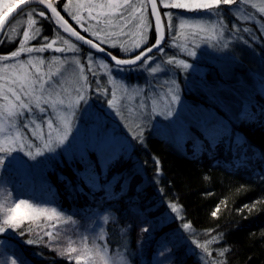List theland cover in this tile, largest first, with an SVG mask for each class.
<instances>
[{"label": "trees", "instance_id": "1", "mask_svg": "<svg viewBox=\"0 0 264 264\" xmlns=\"http://www.w3.org/2000/svg\"><path fill=\"white\" fill-rule=\"evenodd\" d=\"M56 5L76 30L92 39L62 10L61 1ZM28 7L44 10L33 4L23 10ZM221 7L231 21L228 9ZM258 17L264 23V16L258 14ZM149 19L152 30L147 45L156 38L150 14ZM44 21L48 30L58 28L54 20ZM166 39L165 36L164 45ZM40 44L29 43L28 46ZM4 45H0V55L17 49L19 42L5 48ZM165 49L168 57H176L174 49ZM107 50L119 58L126 57L117 49ZM251 57L252 54L246 59L254 65ZM244 60L243 56L238 60L242 67H245ZM200 65L204 72L197 73L196 78L203 84L211 88L220 83L230 94H238L233 90V80L225 78L216 66L204 62ZM133 69L113 73L120 80L141 81L143 73ZM238 72L236 69L235 74ZM253 90L246 105L237 102L240 96L236 95L237 99L227 102L230 108L226 111L201 98L200 90L198 94L183 91L192 105L205 106L211 111L213 127L220 119L224 122L214 127L215 137L211 141L205 139L192 122L175 141L169 140L163 129H148L138 134L140 140L129 135L130 144L108 145L114 158L107 167L106 179L101 180L108 184V193L93 191L77 178L74 170L84 175L87 172L78 159L68 162V156L77 153L74 151L66 155L58 148L39 163L38 175L4 167L0 171V187L3 188L0 202L3 199L8 205L9 200H26L33 206L56 208L61 217L45 221L51 225L57 222L53 241L44 235L46 228L42 220L46 219L43 216L35 221L24 219V236L15 229L0 233V260L18 257V264L20 260L25 264H77L75 255L83 249L85 241L90 246L93 242L106 246L112 264H264V90ZM89 156L96 160L95 154ZM96 171L100 172L99 164ZM77 185L83 191H78ZM174 203L178 205V212L172 211ZM6 210L0 206V223ZM213 211L216 216H212ZM184 223H189L190 227L184 229ZM148 225L151 230L143 232ZM213 237L217 240L206 244ZM38 238H41L38 243H27L28 239ZM194 240L202 247H197ZM70 247L77 252L68 251ZM203 247L208 248L210 255ZM224 249L228 251L221 256L219 253Z\"/></svg>", "mask_w": 264, "mask_h": 264}, {"label": "rangeland", "instance_id": "2", "mask_svg": "<svg viewBox=\"0 0 264 264\" xmlns=\"http://www.w3.org/2000/svg\"><path fill=\"white\" fill-rule=\"evenodd\" d=\"M59 1H61L62 10L71 18L69 13L65 11L63 7L64 4H69V0H54V3ZM134 2H137V7L140 6L138 0H134ZM79 3L80 0H71L70 9L72 12L77 11ZM222 5L228 9L227 12L230 14L229 18H231V21H228L225 13L221 10ZM253 5H255V7H253ZM261 7H264V0H248L247 3L238 2L234 5L221 4L216 8V15L210 16L205 14L197 15L183 9H168L160 5L159 10L160 12L162 10V14L165 11H171L175 14L174 24L176 26V31H173L171 34H168L166 31L165 36L168 40L166 39L167 44L164 45V47L174 49L178 55H176L177 58H175L177 60H185L189 64V67L183 69L182 67H177L175 65H167L165 61L168 59V56L154 51L155 53L153 52L152 55L157 57V59L155 62L151 63V67H156L157 64H159L165 72H158L149 75L147 71L134 68L133 70L140 72V74L143 73L141 81L136 82L120 80L114 73H112L113 79L111 83H109V75L99 63H96L94 66V71L99 73V75L93 76L92 73L87 72V56L89 51H84L78 45L77 46L80 48L79 52L69 51L67 53H55L53 50H47L50 53L46 55L39 52H33L31 54L21 53L19 57L21 60H27L29 55H31L32 57H38L45 61L43 65H40L45 74V79H48L47 74L49 72L53 74L52 81L56 86L55 91L60 94V98L65 100V104L59 106L61 111L68 110V103L76 98L77 89L83 84V81L80 79L79 66L76 65L73 57L79 58L81 63L85 65V75L89 78V86L84 90L86 102L81 101L75 108L76 114L73 121L74 127L68 134L71 146H69L68 141L65 142V145H60L59 147H56V145L53 144V146L56 147V151L59 148L63 150V153L66 155H69L68 153L73 151L78 152L88 141L89 137H91L98 129H103L106 133L105 140L107 146L114 143L130 144V136H135L137 137V140H140L141 136L138 134H140L141 129L143 132L148 129H154L153 131L163 129L168 134L167 138L171 141H175L177 135H182L192 122L197 126L198 123L200 124L204 121H210L212 118L211 111L208 108L200 105H192L190 101L183 96V91L198 94L200 90L201 92L198 95H200L201 98L208 101L209 104H213L212 106L219 107V109L225 111L230 108L227 102L237 99L236 95L240 96V99H238L237 102L246 105L247 98H249V95L251 94L250 90H264V32L261 31L260 25L254 20H244L243 17L254 16L256 20L260 21L261 24H264L260 17H258V14L264 16V13L259 12V8ZM31 8L34 7H28V9L25 8L23 12L20 13L7 27V34L17 37V39L12 43L6 42L3 46L4 48L7 45L19 42V40L23 38V29L29 27L27 23V13ZM37 10L39 11L41 9ZM79 14L85 17L82 24H77L76 21L71 20L76 23L81 30L89 28L90 31L87 32L89 37L97 43H101V41H98L91 35V31L95 30L97 22L94 20L89 21L86 10ZM36 18L40 20V23L29 29L30 34L36 27L42 28L43 32L41 36L29 43H43V36H48L50 41H57L56 44L53 45V48L68 47L67 45H63L61 37L71 40L70 37L64 35L63 31L61 32V29L56 27L51 31L48 30L45 24L46 22L44 21L46 19L39 17ZM146 18L150 22L147 30L149 41L152 30L149 12L146 13ZM182 19L189 22L184 28L179 27ZM165 21L167 22V18H165ZM192 22H198V26H189ZM135 23H140V20L137 19ZM115 24L116 20L114 19L113 25ZM234 24L240 29L244 27L250 28L256 35L257 39L252 41L249 39V34H245L242 31L239 33V37H237L236 29L233 28ZM13 26L17 28L16 32L11 31ZM102 26L104 27V31L108 33H119L121 31L119 27L106 26V23ZM123 31L125 33L124 35L115 36L109 40L107 44L101 43V45L106 49H117L122 55L129 57V54H125V52L122 51L121 44H123L124 47H131V41L136 38V35L134 34L138 33L139 30L134 26H129L125 27ZM192 32H197L198 34L193 37ZM177 33H180V35H177ZM173 37H175V40ZM243 40H248V43H243ZM71 41L72 43H75L73 40ZM112 42L116 43V47L113 48L109 46ZM225 45L228 46L225 47ZM181 46L188 50H194L196 55L190 56L187 51H181ZM140 50H143V46ZM140 50H136L135 54H138ZM10 52L2 53L1 55H7L10 54ZM165 52H167L166 49ZM92 54L94 60L99 61L102 59L107 63V60L102 56L93 52ZM250 54H252L251 58H254V65H251L246 59ZM53 55L59 56L60 59L53 61ZM242 56L245 57V67H242V64L238 63V60H241ZM201 62L216 66L225 78L232 79L233 90L238 94H230L229 89L227 90L225 85L220 83L209 88L210 86L203 84L198 77L196 78L197 73L201 75V73L204 72V68L200 65ZM3 63L12 64L15 63V61L10 59L8 61L0 62V67H2ZM233 67H235V69ZM236 69H239V72L235 74ZM180 75H182V82H180ZM97 80L100 81L101 87L107 89V94L96 91ZM172 80H175L176 83L172 84ZM113 90L116 92L117 104L115 107H110L107 100L111 99V93ZM170 90L171 93L179 95V100L174 104L171 103V95L169 94ZM0 103H2V101H0ZM142 104L145 105V107H141ZM169 106L172 109V116L161 114L164 113ZM49 113H51V109H49ZM36 115L40 116L41 114L37 113ZM37 122H40V120L38 119ZM22 123L23 121L21 120L19 122L20 130L25 131L22 127ZM221 123H224L221 119L214 122V127L216 128ZM8 124L10 126L11 122H8ZM44 131L45 134H47V128H45ZM26 134L31 138L30 132H27ZM54 153L46 152L44 153V156L37 157V160L42 162L44 158L46 159ZM17 155L20 157V160L0 167V171H2L4 167H9L13 170L16 169L38 175L40 170L39 163L37 164L36 161L29 160L23 153H18ZM1 177L2 176H0V179ZM0 189L1 191L3 190L2 187H0ZM9 201V204L6 205L2 199L0 206L6 210L5 207L9 209L18 203L12 202V200ZM16 215L27 218L31 215V211L29 208L21 206L17 209ZM55 219L56 218H53L52 220ZM45 221L48 222V220H42V222H44L43 228H46V232H55V228L52 227L53 225L47 224ZM54 225H57V222H55ZM82 247L83 249L78 252L77 255H81L82 257L80 264H86L83 257L90 253H94V248L93 244L90 246V244L85 241L82 244ZM3 259L8 260L7 257H4ZM105 259L108 261V264H112L107 252L105 254ZM89 260H94V264H103L99 257H94L93 255H89Z\"/></svg>", "mask_w": 264, "mask_h": 264}, {"label": "snow or ice", "instance_id": "3", "mask_svg": "<svg viewBox=\"0 0 264 264\" xmlns=\"http://www.w3.org/2000/svg\"><path fill=\"white\" fill-rule=\"evenodd\" d=\"M238 2L247 3L248 0H138L139 7H137V2L134 0H80L77 11L72 12L70 9L71 0L69 4H64V10L69 13L71 19L76 21L77 24H82L85 20L83 15L79 13L82 11H87L89 21H96L95 30L91 31V35L95 37L101 43L107 44L115 36L124 35L123 29L125 27L134 26L138 31L136 38L131 41V47H124L121 44L122 51L125 54H129L131 58L121 59L113 55L112 52L107 51L106 48L101 46V43H96L93 39L86 38V36L81 35L75 28H73L68 21L60 14L58 7L54 0H0V45L4 43H12L17 37L8 35L5 29L7 25L11 23L12 19L19 13L23 12V7L25 5H30L32 3H37L42 5L44 10H37L36 8H31L27 13V28L23 29V38L19 40V47L11 51L10 54L0 55V62L14 60L15 63H3L0 67V167L6 164L16 162L20 160L18 153H23L29 160L36 161L37 157L44 156V153H54L56 147L60 145H65L68 141L69 146H71V141H69V132H71L74 127V117L75 108L80 104L81 101L86 102L84 95V90L87 89L88 76L85 75V65L81 63L79 58L73 57L77 66L80 69V79L83 84L77 89L76 98L69 102L67 105V111H61L59 106L65 104V100L60 98V94L55 91V84L52 81V73L49 72L48 79H45V74L42 71L40 65H43L45 61L38 57H32L29 55L27 60L19 59L21 53L31 54L33 52L44 53L46 50H53L55 53H67L69 51L79 52L80 48L76 43H72L70 39H62L63 45L68 47H55L56 40H49L48 36H43V43L40 44L38 48L29 47L30 41L37 39V37L42 35L43 29L36 27L34 31L30 34L29 29L40 23L36 17L46 19L48 21H53L58 26V28L63 29V32L68 33L70 37H74L76 41L82 42L88 45L91 49H95L99 53H104L106 56L111 57L114 62L113 65L109 66L104 60L96 61L93 59L92 52L88 53L87 56V72L92 73L93 76L99 75V73L94 71V66L96 63L107 71L109 75V83H111L113 77V71L120 73L132 68L142 69L147 71L149 75L165 72L164 69L157 64L156 67H151V63L155 62L157 57H154L152 53L154 51L160 54L165 53V32L171 34L176 31V26L174 24L175 14L171 11H165L161 14L159 6L162 5L164 8L168 9H183L187 12H191L197 15H216V8L221 4L224 5H234ZM87 5V6H86ZM150 5V15L155 18V42L151 43L148 47V24L150 23L146 18V13L148 12V7ZM255 7V5H253ZM48 12L51 15H48ZM260 13H264V7L259 8ZM118 18V19H117ZM163 18H167L165 23ZM116 20V24L113 25V20ZM139 19L140 23H135ZM244 20H254L260 29L264 32V24L256 20L254 16H245ZM108 27H119L121 31L119 33H108L104 31L105 25ZM186 24H189L186 20H181L179 27L184 28ZM192 27L198 26V22H192ZM236 29L237 37L242 31L245 34H249V39L255 41L257 39L256 35L248 27L242 29L238 28L237 25H233ZM12 32H16L17 28L13 26L11 28ZM85 32H89V28H84ZM198 33L192 32V36L195 37ZM180 35V33H177ZM175 40V37H173ZM242 39V38H241ZM243 43H248V40H243ZM110 47H116V43L112 42ZM143 46V50H140ZM228 45H225L227 47ZM136 50H140L138 54H135ZM181 51H187L188 55L194 56L196 52L194 50H188L181 46ZM60 57L53 55L52 60L57 61ZM38 61V62H34ZM167 65H175L177 67H182L187 69L189 64L185 60H177L175 56H170L165 61ZM127 66V67H126ZM119 70V71H117ZM172 84L176 81L172 80ZM178 87V86H177ZM96 91L99 93L107 94V89L101 87L100 81H96ZM171 103L174 104L179 100L178 94L171 93ZM110 107H115L117 104L116 92L113 90L111 93V99L107 100ZM145 107V105H141ZM51 109V113H49ZM41 114L37 116L36 114ZM167 116H172V109L169 106L164 113ZM38 119L40 122H37ZM23 121L22 127L25 131L20 130L19 122ZM8 122H11L9 126ZM47 128V134H45L44 129ZM197 130L204 136L205 139L211 141L215 137L216 129L213 127L211 121H204L197 125ZM31 133V138L26 134ZM143 130L141 129L140 135H142ZM106 133L103 129H98L88 141L83 145L77 153H73L68 156V162L72 163L74 159H78L79 162L85 166V171L87 175H84L79 170H74L75 175L78 179L83 180L93 191L103 190L108 193V184L101 183L102 179H106L107 167L110 166L114 153L110 154L105 140ZM39 142V143H37ZM143 142V141H141ZM56 145V147L53 146ZM95 154L96 160L93 161L89 154ZM159 164V161H156ZM97 164H99L100 172L96 171ZM35 166V165H29ZM115 179V178H114ZM68 186L71 187V181H68ZM78 191H83L82 188L77 185ZM109 195H115L114 193H109ZM21 206H25L30 209L31 215L27 218L29 220H37L43 216L46 220L51 221L53 218L59 219L61 213L57 211L56 208H45L39 206L29 205L28 201L20 200L13 207L6 210L3 222L0 223V233L6 232L8 229H15L19 232L21 236L25 235L24 226V216L16 215L17 209ZM245 208L248 206L245 205ZM173 212H178L179 208L177 204L171 205ZM216 212H212V216H216ZM71 220V217H68ZM107 220V217L104 218ZM55 228V225L52 226ZM190 227L189 223H184L183 228L188 229ZM29 232L32 231L31 228L27 229ZM151 230V225L144 227L143 232L147 233ZM211 231V230H210ZM49 239V241L54 240V232L47 231L44 233ZM41 238L38 239H28V244H34L40 242ZM103 239V236L100 237ZM217 240V237H213L211 241H207L206 244H211ZM193 243L197 244V247H202L195 240ZM94 257H99L103 264H108L105 259V254L107 252L106 246H100L93 242ZM71 253H76L77 249L69 248ZM203 251L210 255L207 247H203ZM228 249L222 250L219 254L223 256ZM64 255L63 252L59 253ZM2 255V254H0ZM89 255H85L83 259L86 264H94V260H89ZM72 257L69 256V259ZM77 264H80L82 259L81 255H75ZM19 258L0 260V264H18ZM19 264H25L24 261L20 260Z\"/></svg>", "mask_w": 264, "mask_h": 264}, {"label": "water", "instance_id": "4", "mask_svg": "<svg viewBox=\"0 0 264 264\" xmlns=\"http://www.w3.org/2000/svg\"><path fill=\"white\" fill-rule=\"evenodd\" d=\"M33 5H37V6H40L41 8H43V6L42 5H38L37 3H32ZM32 4H30V5H32ZM26 6H28V5H25L24 7H26ZM23 7V8H24ZM148 10H149V13H150V5H149V7H148ZM59 11V10H58ZM50 15H51V13L50 12H48ZM60 14L62 15V13L60 12ZM63 16V15H62ZM150 17H151V20H152V23H153V25H155V18L154 17H152L151 15H150ZM65 18V17H64ZM66 19V18H65ZM67 20V19H66ZM68 21V20H67ZM69 23V22H68ZM70 24V23H69ZM71 25V24H70ZM72 26V25H71ZM73 27V26H72ZM74 28V27H73ZM154 28H155V26H154ZM78 31V30H77ZM79 32V31H78ZM68 34V33H67ZM69 35V34H68ZM81 35H83L82 33H81ZM85 36V35H84ZM75 42H77V43H79L80 45H82V46H84L85 48H87L88 50H90V51H92L93 53H95V54H98V55H100V56H102L103 58H105L107 61H109L110 63H112V64H114V62L111 60V57H109V56H106L104 53H99V52H97L95 49H91L88 45H86V44H83L82 42H79V41H76L75 40V38L74 37H71ZM86 38H88L87 36H86ZM94 41V40H93ZM94 42H96V41H94ZM97 43V42H96ZM102 46V45H101ZM151 46V45H150ZM150 46H148V47H150ZM103 47V46H102ZM107 51H109V50H107ZM119 58V57H118ZM126 58H131L130 56L129 57H125V58H121V59H126ZM127 67V66H126Z\"/></svg>", "mask_w": 264, "mask_h": 264}, {"label": "flooded vegetation", "instance_id": "5", "mask_svg": "<svg viewBox=\"0 0 264 264\" xmlns=\"http://www.w3.org/2000/svg\"><path fill=\"white\" fill-rule=\"evenodd\" d=\"M227 9V8H226ZM225 10V9H224ZM150 14V13H149ZM80 29V28H79ZM73 40V39H72ZM74 41V40H73ZM155 42V41H154ZM150 46V45H149Z\"/></svg>", "mask_w": 264, "mask_h": 264}]
</instances>
